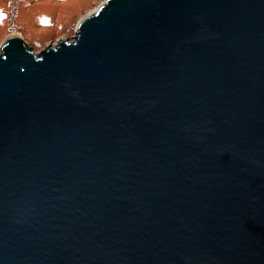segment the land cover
<instances>
[{
	"label": "water",
	"instance_id": "obj_1",
	"mask_svg": "<svg viewBox=\"0 0 264 264\" xmlns=\"http://www.w3.org/2000/svg\"><path fill=\"white\" fill-rule=\"evenodd\" d=\"M0 264H264V0H105L73 41L7 36Z\"/></svg>",
	"mask_w": 264,
	"mask_h": 264
},
{
	"label": "rangeland",
	"instance_id": "obj_2",
	"mask_svg": "<svg viewBox=\"0 0 264 264\" xmlns=\"http://www.w3.org/2000/svg\"><path fill=\"white\" fill-rule=\"evenodd\" d=\"M105 0H0V46L20 35L38 53L60 40L73 41L79 22Z\"/></svg>",
	"mask_w": 264,
	"mask_h": 264
}]
</instances>
